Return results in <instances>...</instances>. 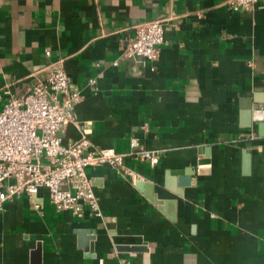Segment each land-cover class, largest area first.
<instances>
[{
  "label": "crops",
  "instance_id": "0c3cea01",
  "mask_svg": "<svg viewBox=\"0 0 264 264\" xmlns=\"http://www.w3.org/2000/svg\"><path fill=\"white\" fill-rule=\"evenodd\" d=\"M225 1L0 0V111L62 67L84 96L65 144L128 153L138 136L159 157H126L137 183L87 168L103 217L57 209L48 188L8 200L0 264H264V0ZM155 19L159 58H123Z\"/></svg>",
  "mask_w": 264,
  "mask_h": 264
},
{
  "label": "built area",
  "instance_id": "2783aa9c",
  "mask_svg": "<svg viewBox=\"0 0 264 264\" xmlns=\"http://www.w3.org/2000/svg\"><path fill=\"white\" fill-rule=\"evenodd\" d=\"M259 1L226 0L225 4L232 11H251ZM166 42L162 20L139 23L122 57L156 61ZM71 82L64 68L50 69L32 91L10 98L0 111V213L8 200L22 194L32 198L42 188H48L57 209L77 216L89 211L103 217L88 167L110 164L137 183L141 176L124 168L126 157L149 160L152 165L158 163V155L143 147L138 136L131 138L128 153L112 147H96L87 136L65 144L61 133L75 120L74 108L84 98L80 90L71 88ZM89 82L96 84L97 79L90 78Z\"/></svg>",
  "mask_w": 264,
  "mask_h": 264
},
{
  "label": "water",
  "instance_id": "95a60500",
  "mask_svg": "<svg viewBox=\"0 0 264 264\" xmlns=\"http://www.w3.org/2000/svg\"><path fill=\"white\" fill-rule=\"evenodd\" d=\"M119 248L121 247V249H124V250H128V249H136V246H133L132 248H130V247H128V246H118ZM123 247V248H122ZM34 254H35V256L37 255H39L40 254V246L38 245V247H37V250H35L34 251Z\"/></svg>",
  "mask_w": 264,
  "mask_h": 264
}]
</instances>
